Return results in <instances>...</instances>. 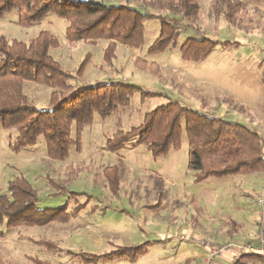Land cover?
<instances>
[{
  "label": "rangeland",
  "instance_id": "rangeland-1",
  "mask_svg": "<svg viewBox=\"0 0 264 264\" xmlns=\"http://www.w3.org/2000/svg\"><path fill=\"white\" fill-rule=\"evenodd\" d=\"M226 1L198 2L200 18L194 35L206 36L218 42L206 58L197 62L184 61L178 48L158 55H147V47L159 34L157 21L144 23L141 49L117 45L114 56L108 62L103 58L106 42L69 44L65 39L67 22L54 14H49L41 23L28 28L17 24L14 12L0 18V34L7 39L26 42L43 30L55 35L59 45L49 50L50 55L62 69L72 74L80 64L85 65L78 82L81 87L122 82L165 95L141 98L135 94L128 107L119 109L109 118L102 120L94 115L92 124L84 127L80 133L78 148L72 146L65 161L46 157L43 137H39L33 147L12 151L9 142L15 132L0 128V194L6 192L8 183L15 177L23 176L37 191V208L66 205L67 211H71L81 206L67 221L60 219L48 227L1 228L4 233L0 239L2 263L37 264L40 261L59 264L70 261L71 264H77L79 258L73 256L74 253L92 247L87 241L76 243L78 234L75 229L81 221L99 222V230L101 225L106 224L143 222L145 217H153L154 213L139 216L133 208H138L143 200L154 204L152 198L159 191L163 198L159 195L155 200L160 201L162 206L152 207L148 211L160 208L158 217L164 221L177 218L179 228L192 217L205 221L209 217L215 221L234 213L238 218V208L241 207L244 209L243 218L249 222V228L254 230L252 216L257 208L253 199L260 194L263 173L208 178L200 184H194L192 172L186 169L188 146L184 132L180 149L171 150L165 157L154 158L143 146L124 148L117 153L105 149V140L115 132L117 125L123 131L137 126L145 113L164 104L166 98L200 113L239 122L264 138V0H231L241 5L238 11L232 13L231 22L226 17L230 13L226 9ZM189 32L191 30L179 37V44ZM23 92L37 109L47 108L50 89L27 82ZM71 137L75 138L74 130ZM106 167H114V173L118 174L116 194L110 191L103 176ZM127 181L131 183L126 184ZM237 187L248 192L251 198H236ZM150 189L154 190L152 194L149 193ZM169 190L178 193L171 209H168L171 203ZM58 191L64 194H58ZM151 195V199L145 198ZM192 196L198 198L196 205L186 200ZM214 199L216 204L212 203ZM228 226L226 219L220 224L219 230L216 229L215 235L220 240H226L225 236L218 233L223 234ZM39 241L53 243L56 248H45L38 244ZM250 243L256 244L255 241ZM65 249L72 253L65 252ZM88 252L95 253L94 249ZM113 263L117 264L116 261Z\"/></svg>",
  "mask_w": 264,
  "mask_h": 264
},
{
  "label": "trees",
  "instance_id": "trees-1",
  "mask_svg": "<svg viewBox=\"0 0 264 264\" xmlns=\"http://www.w3.org/2000/svg\"><path fill=\"white\" fill-rule=\"evenodd\" d=\"M199 1L0 0V18L14 12L17 24L28 28L54 14L67 22L65 39L69 44L106 42L103 58L108 62L114 56L117 45L141 49L144 23L157 21L159 34L147 47V55L178 48L184 61L197 62L206 58L218 42L194 35L200 18ZM226 2V9L230 12L226 17L231 22L232 13L238 11L241 5L231 0ZM187 30L191 32L179 44V37ZM58 45L57 37L45 30L26 42L7 39L0 34V128L15 132L9 142V148L14 152L35 146L38 138L43 137L46 157L65 161L70 148L74 145L78 148L80 133L92 124L94 115L102 120L109 118L119 109L128 107L135 94L141 98L165 96L122 82L81 87L78 82L85 65L80 64L74 74L62 69L49 52ZM27 82L51 90L46 109H37L27 99L23 92ZM166 99L164 104L145 113L137 126L123 131L117 125L115 132L106 138L105 149L117 153L124 148L143 146L152 157H165L171 150L180 149L184 132L188 146L187 170L192 172L194 184L208 178L264 174V143L260 133L239 122L200 113L175 100ZM73 130L75 138L71 137ZM115 171L114 167L103 170L113 194L118 192L119 186ZM63 190L67 192L66 188ZM57 193L64 194L62 191ZM37 200L36 189L23 176L15 177L8 183L6 192L0 194V239L4 236L1 228L48 227L60 219L67 221L81 207L71 211H67L66 205L39 209ZM38 244L51 250L56 248L53 243L45 241ZM145 246L117 247L111 253L98 256L84 253H74L73 256L94 264L116 256L134 260L145 252ZM263 258L259 254L242 253L230 264H248L264 261ZM0 264H4L1 258ZM37 264L48 263L38 261Z\"/></svg>",
  "mask_w": 264,
  "mask_h": 264
},
{
  "label": "crops",
  "instance_id": "crops-1",
  "mask_svg": "<svg viewBox=\"0 0 264 264\" xmlns=\"http://www.w3.org/2000/svg\"><path fill=\"white\" fill-rule=\"evenodd\" d=\"M133 179L134 178H132V180ZM127 183L130 184L131 182L127 181L126 184ZM263 186L264 178L260 184V194L257 195L255 199H253L257 208V212L255 211L252 216V222L255 221L254 230L249 228V222L243 218L244 209H242L241 207L238 208V218H236V214L234 213L227 215L223 219H218L215 221L214 219L212 220L209 217L207 221L200 220L199 218L194 219L192 217L189 221H185L186 223L184 226H182V228H179L178 224L180 222L177 221V218L175 220L174 218H172L171 220L164 221L162 218L158 217L160 208L155 209L154 211H148L150 209H153L152 207L162 206V203L160 201L155 200L157 199L156 196H158L159 198V195H161V199L163 198L162 194H160L159 191L158 193H155L156 196L153 195V198L152 195L145 196L146 199L152 198V202H155L154 204H149L151 202H146L145 200H143L141 201L138 208L137 206H135L136 208H133V210L137 211L139 216H144V214L146 213H154L153 217H151L150 215L148 217H145V220H143V222L140 221V223H138L136 221H129L128 223L123 222V224L121 225L106 224L101 225L102 228L99 230V227H97L99 226V222L81 221L78 225V228L75 229V231L77 232L76 234H78L76 243L78 244L83 241H87L88 243H91L92 247L87 251L80 250L77 253L98 256L106 253H111L117 247H131L135 245L145 244V252L134 260L116 256L106 261H98L95 264H114V261H116L117 264H201L204 251L198 246L197 242L202 239L208 240L214 245L221 246L227 245L229 243L249 244L251 241H255L256 244L253 245H258L257 237L260 234L261 226L258 221L259 206L257 204V200L260 197H264ZM152 192H154V190L150 189L149 193L152 194ZM177 194L178 193L174 190L168 191V197L171 198V203L169 204L168 209H171L172 203L176 200ZM144 195L146 194L144 193ZM182 198L185 199L183 196ZM236 198L250 199L251 195L248 192L244 191L241 187H239L238 195ZM186 200L188 201V203L196 205L198 198L192 196ZM212 203L216 204V199H214ZM180 207L181 206H178V208ZM91 210L93 211L94 207H92ZM226 219L229 225L227 231H223V234L218 233L219 235L225 236L226 240H220V237L216 236L215 232L216 229L219 230L220 224L224 223V221L226 222ZM83 227L88 228L83 229ZM90 249H94L95 253L88 252L90 251ZM64 251L71 252L67 249H65ZM239 255V252H237L235 248H232L224 251L222 255L217 257L212 264H230L234 262ZM59 264L71 263L70 261H65L64 263ZM77 264L94 263H89L79 259V263ZM248 264H264V261L257 260L256 262H250Z\"/></svg>",
  "mask_w": 264,
  "mask_h": 264
},
{
  "label": "built area",
  "instance_id": "built-area-1",
  "mask_svg": "<svg viewBox=\"0 0 264 264\" xmlns=\"http://www.w3.org/2000/svg\"><path fill=\"white\" fill-rule=\"evenodd\" d=\"M264 143V138L262 139ZM264 190V186H263ZM259 206L258 210V221L261 226L260 234L257 237L258 245L249 244H235L229 243L227 245H214L210 241L202 239L197 242L198 246L204 251L203 259L201 264H212L214 260L221 256L226 250L235 248L239 254L249 253V254H259L264 257V197H260L257 200Z\"/></svg>",
  "mask_w": 264,
  "mask_h": 264
}]
</instances>
